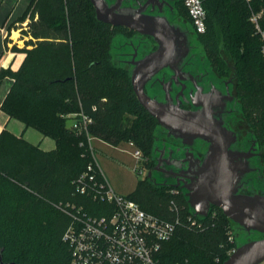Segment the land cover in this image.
<instances>
[{
	"label": "trees",
	"instance_id": "16d2710c",
	"mask_svg": "<svg viewBox=\"0 0 264 264\" xmlns=\"http://www.w3.org/2000/svg\"><path fill=\"white\" fill-rule=\"evenodd\" d=\"M201 2L206 29L196 34L198 44L214 75L231 80L264 167V40L250 20L258 14L264 30V0ZM182 7L191 22L183 0ZM26 17L34 41L25 42L30 48L22 50L25 57L16 71L0 70V79L13 80L0 109L52 139L55 149L43 151L0 132V256L5 263L67 264L69 251L61 237L69 218L54 204L75 201L88 214H99L92 210L98 205L72 196L71 181L88 158L79 147L83 138L67 127V118L88 116L89 134L110 146L132 143L146 158L147 171L154 167L159 125L137 101L130 70L112 59V40L121 28L98 21L90 0H31L21 21ZM127 196L145 212L168 220L174 217L171 201L182 217L189 208L179 189L158 187L147 177ZM209 212L202 230L182 223L162 243L161 264H223L237 246L235 237L228 240L229 229L234 236L239 230L219 208Z\"/></svg>",
	"mask_w": 264,
	"mask_h": 264
},
{
	"label": "water",
	"instance_id": "95a60500",
	"mask_svg": "<svg viewBox=\"0 0 264 264\" xmlns=\"http://www.w3.org/2000/svg\"><path fill=\"white\" fill-rule=\"evenodd\" d=\"M90 2L98 21L112 27L136 31L156 42L157 49L133 63L130 69V83L135 97L149 115L156 119L167 137L186 147H191L196 140L208 144L203 158L183 171L190 181L183 186L184 196L194 217L205 218L214 206L237 226V246L223 264H261L264 261V196L241 192L244 187L243 179L251 171L249 159L255 156L252 149L238 151L232 148V145L237 144V135L224 126L214 105L212 91L204 93L202 89H197L192 98L195 110L182 109L177 97L174 103L167 90H164L163 100L155 95L150 96L145 91L146 85L155 82V77L163 71L173 72L174 76L183 79L182 63L189 52L184 33L179 27L171 25L165 17L122 9L120 0L112 5L106 0ZM29 26L30 23L26 25L27 28ZM206 68L210 71L209 75L214 77L210 67ZM193 70L195 71V66ZM189 76L192 77L191 74ZM236 112H240L238 108ZM253 140V136L248 133L242 146L248 147ZM162 144L166 143L156 140L155 147L160 148ZM188 149L181 162H188L190 166L193 154ZM178 162L172 163L173 166L177 167ZM177 175L183 176V173H174V176ZM151 176L152 172L148 171L147 178L152 182ZM153 177L161 180L158 173H154ZM254 177L257 178L256 175ZM255 235L259 237H249ZM0 264L20 263H5L0 256Z\"/></svg>",
	"mask_w": 264,
	"mask_h": 264
},
{
	"label": "built area",
	"instance_id": "2783aa9c",
	"mask_svg": "<svg viewBox=\"0 0 264 264\" xmlns=\"http://www.w3.org/2000/svg\"><path fill=\"white\" fill-rule=\"evenodd\" d=\"M191 19L194 31L203 34L206 29V14L201 0H183ZM258 14H251L257 32L264 40V30L257 24ZM91 119L82 113L72 116L70 129L79 137V147L88 158L85 169L72 181V196L85 197L98 205L92 210L97 215L88 214L83 204L75 201L58 202L54 207L69 218L62 234L67 245L69 260L67 264H161L158 253L162 243L168 241L177 227L184 223L190 228L202 230L204 219L196 218L190 209L183 217L174 201L169 204L173 219L155 216L145 212L138 203L127 195L114 191L98 165L95 138L89 134ZM133 146L132 143H127ZM135 161L133 171L146 173L142 153L134 148L130 154ZM177 193L178 191H173ZM210 213V212H209ZM215 213L212 212V217ZM183 219V220H182ZM228 240L232 243L234 233L229 229ZM235 246L228 251L230 256Z\"/></svg>",
	"mask_w": 264,
	"mask_h": 264
},
{
	"label": "flooded vegetation",
	"instance_id": "af4514ba",
	"mask_svg": "<svg viewBox=\"0 0 264 264\" xmlns=\"http://www.w3.org/2000/svg\"><path fill=\"white\" fill-rule=\"evenodd\" d=\"M106 1L108 4L112 5L115 4L117 0ZM120 1L122 9L140 11L144 15H150L154 17H165L171 25L179 27L187 38L186 40L189 52L182 63L183 79L180 80V78L174 76L173 72H160L155 77V82L146 85V93L150 96L155 95L159 98V100H163L165 96L164 90H167L171 98H173L174 103L177 100L180 102L179 106L182 109L195 110V107L192 105V98L196 94L197 89H202V92L204 93L212 91L214 105L217 107L216 110L218 111L219 116L222 118L224 126L235 132L237 135V144L232 145V148L238 151H247L248 149H252L255 154L254 157L249 159L251 171L246 174L243 179L244 187L241 192L249 195L260 194L264 196L262 194L264 189L259 186L262 184L261 176L263 174L264 167L261 164V153L257 147V144L253 140L245 149L240 147V120L237 119L236 115L234 114V112H236V108H239V105L233 93L231 80L219 79L216 76L213 77L209 75L207 70L202 71L200 74H197L193 70L194 66H196L195 58L197 55L202 54L203 51L198 44L196 35L197 33L194 31L192 23L190 22L182 7V0ZM117 28H121V32L129 38L128 43L126 42L127 45L125 46V48L128 47V50L123 53L124 59L119 62L120 65H125L129 70L133 67V63L141 59L146 54H149L157 49V44L151 37L141 35L136 31L127 28ZM133 38L136 39V43L133 42ZM189 74H191L193 78H190ZM172 140L173 142L171 144H162L160 148H154L155 154L157 156L154 160V167L152 170H150L152 172V182L153 184L156 183L155 185L158 187H173L174 185H177L175 188L179 189L183 194H185V189L183 186L190 183V181L186 178L184 172L186 168L193 167L196 160L203 158L208 144L201 140H196L191 147H186L179 144L177 140H174L173 138ZM187 149L193 154V159L191 158L190 166L188 162H181L182 159L185 158V153H188ZM175 161H179L176 163L177 167H174V164H172ZM177 172L183 173L185 178L178 175L174 176V173ZM154 173H158L161 177V180H157L156 177H153ZM254 175L257 176L256 179H253ZM249 237H255L254 239H257L259 236L255 235Z\"/></svg>",
	"mask_w": 264,
	"mask_h": 264
},
{
	"label": "crops",
	"instance_id": "0c3cea01",
	"mask_svg": "<svg viewBox=\"0 0 264 264\" xmlns=\"http://www.w3.org/2000/svg\"><path fill=\"white\" fill-rule=\"evenodd\" d=\"M30 1L0 0V70L9 69L16 71L25 57V53L22 51L26 47L25 42L33 40L27 33L28 28L26 27L30 23V19L26 17L21 21ZM26 48L29 49L30 46ZM12 83L13 80L10 77L0 79V107ZM2 130H7L15 136L22 137L43 151H52L55 149V142L52 139L44 137L32 128H25L21 122L10 119L0 109V132ZM95 141L108 147L110 146L98 139H95Z\"/></svg>",
	"mask_w": 264,
	"mask_h": 264
},
{
	"label": "rangeland",
	"instance_id": "374dc122",
	"mask_svg": "<svg viewBox=\"0 0 264 264\" xmlns=\"http://www.w3.org/2000/svg\"><path fill=\"white\" fill-rule=\"evenodd\" d=\"M128 40H129L128 36L123 34L121 31L118 32L113 38L111 44V53H112V59L116 64H119V62H121L124 59L123 53L128 50V47L125 48V46L128 43ZM133 42L136 43V39L133 38ZM202 54L197 55V57L195 58V63H196L195 72L197 74H200L202 71L205 70H207L210 73V71L206 68L207 66H209V64L206 62V59ZM120 66L126 68L125 65H120ZM234 114L236 115L237 119L240 120L239 124L241 128L240 129L241 140L238 141L240 142V147H242V149H245V147L242 146L243 139L247 136L248 133H250L251 135L252 133L250 128L245 123L241 115V111L234 112ZM67 119L68 121L66 125L67 127H70L72 124V119L70 117ZM156 140L166 144H171L173 142L172 138L167 137L165 131L161 127H159L157 130ZM93 143L95 147L98 149L96 153L98 165L102 170L103 174L105 175V177L107 178L109 184L116 193L121 195H128L132 193L136 187L137 182L140 180H144L147 177L148 171H146V173H141V174L138 173L137 171H133L135 166V161L133 160L130 154L134 151V146H129L127 143H124L117 148H112L98 141H94ZM156 156L157 155L155 154V151H153V158H154L153 160H155ZM263 176L264 175L262 174L261 176L262 189H264ZM254 178L256 179V177ZM235 242H236V238H235ZM261 264H264V261Z\"/></svg>",
	"mask_w": 264,
	"mask_h": 264
}]
</instances>
